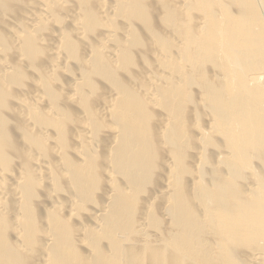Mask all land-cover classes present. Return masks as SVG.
<instances>
[{
	"label": "bare ground",
	"instance_id": "obj_1",
	"mask_svg": "<svg viewBox=\"0 0 264 264\" xmlns=\"http://www.w3.org/2000/svg\"><path fill=\"white\" fill-rule=\"evenodd\" d=\"M0 264H264V0H0Z\"/></svg>",
	"mask_w": 264,
	"mask_h": 264
}]
</instances>
